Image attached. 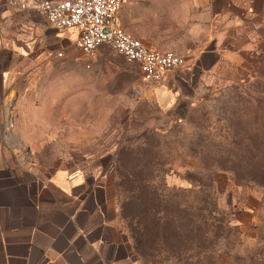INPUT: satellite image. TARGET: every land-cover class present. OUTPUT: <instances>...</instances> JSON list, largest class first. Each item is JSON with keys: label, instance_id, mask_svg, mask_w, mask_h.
<instances>
[{"label": "rangeland", "instance_id": "374dc122", "mask_svg": "<svg viewBox=\"0 0 264 264\" xmlns=\"http://www.w3.org/2000/svg\"><path fill=\"white\" fill-rule=\"evenodd\" d=\"M258 30L251 59L185 90L184 117L164 78L145 80L136 63L108 48L88 56L75 43L58 47L55 60L12 77L8 148L32 172L105 177L120 204L143 190L162 195L178 227L156 245L150 232L144 260L264 264V187L234 178L256 171L264 144V19ZM248 159H256L250 167Z\"/></svg>", "mask_w": 264, "mask_h": 264}, {"label": "crops", "instance_id": "0c3cea01", "mask_svg": "<svg viewBox=\"0 0 264 264\" xmlns=\"http://www.w3.org/2000/svg\"><path fill=\"white\" fill-rule=\"evenodd\" d=\"M41 1L18 11L0 0V264H153L139 255L105 177L32 172L8 148L12 77L55 60L58 47L69 51L79 35L53 27L35 10ZM263 19L264 0H131L121 11L126 30L150 48L189 51L164 78L175 107L189 99L186 89L251 59Z\"/></svg>", "mask_w": 264, "mask_h": 264}, {"label": "built area", "instance_id": "2783aa9c", "mask_svg": "<svg viewBox=\"0 0 264 264\" xmlns=\"http://www.w3.org/2000/svg\"><path fill=\"white\" fill-rule=\"evenodd\" d=\"M131 0H42L35 10L57 29H77L75 45L86 55L108 48L126 61L136 63L147 81L160 80L187 63L184 55L160 51L126 30L121 21L122 9ZM18 10L30 9V0H6ZM13 127L6 117V129Z\"/></svg>", "mask_w": 264, "mask_h": 264}, {"label": "trees", "instance_id": "16d2710c", "mask_svg": "<svg viewBox=\"0 0 264 264\" xmlns=\"http://www.w3.org/2000/svg\"><path fill=\"white\" fill-rule=\"evenodd\" d=\"M262 123H264V118ZM250 147L253 148V145H251ZM255 160L256 159H248L246 161V164L250 167L253 165ZM231 162L232 161H229L228 163ZM231 164H235L231 165L232 168H235L237 162ZM218 166L222 168L227 165L218 164ZM234 175V178L238 181L255 183L264 187V144L260 145L259 147L256 171L254 173H241L239 171H236V174ZM161 196L162 195L160 194H151L147 190H143L140 193L130 194L128 197H126V199L123 200L121 204L120 202H118L120 216L123 222L126 223L127 221H131L134 219H136L137 221V228L128 226L127 229L131 237L135 240L136 249L139 255L142 257L145 256L143 247L148 243V245L152 246V243L148 241L150 232H153L157 236L156 238L154 237V243L156 245L160 242H163V238L167 229H175L178 227L176 218L172 215L170 216L164 213V200L163 198H161ZM134 200L137 202V205L133 204ZM151 212L154 213L151 215ZM149 215H151V218L148 221ZM161 237H163L162 240Z\"/></svg>", "mask_w": 264, "mask_h": 264}, {"label": "water", "instance_id": "95a60500", "mask_svg": "<svg viewBox=\"0 0 264 264\" xmlns=\"http://www.w3.org/2000/svg\"><path fill=\"white\" fill-rule=\"evenodd\" d=\"M186 106H187V101L181 102V104L177 107V112L184 117L186 113Z\"/></svg>", "mask_w": 264, "mask_h": 264}]
</instances>
